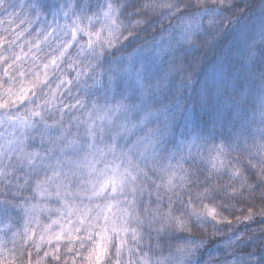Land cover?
I'll return each instance as SVG.
<instances>
[{
	"label": "snow or ice",
	"instance_id": "6c2138e0",
	"mask_svg": "<svg viewBox=\"0 0 264 264\" xmlns=\"http://www.w3.org/2000/svg\"><path fill=\"white\" fill-rule=\"evenodd\" d=\"M222 6L0 0V264H264V87L187 101Z\"/></svg>",
	"mask_w": 264,
	"mask_h": 264
},
{
	"label": "clouds",
	"instance_id": "9594fccd",
	"mask_svg": "<svg viewBox=\"0 0 264 264\" xmlns=\"http://www.w3.org/2000/svg\"><path fill=\"white\" fill-rule=\"evenodd\" d=\"M210 2L223 5L217 25L219 38L210 45L203 46L198 53L202 59L199 70L193 77L192 94L187 97L189 105L193 104L196 92L200 88L209 89L210 101L215 106L225 96L238 98L242 88L255 93L264 87V79H262L264 78V0H210ZM233 41H236L235 46L230 48L229 45ZM253 46L256 49V56L248 65L245 63V57L249 48ZM191 51L196 52L195 49ZM213 57L220 59L221 63L206 72V64L213 60ZM221 66L229 73L231 83L225 93L217 95L212 78ZM195 112L198 118L206 120L209 126L211 125L210 109L197 107ZM200 126L203 128L204 123L202 122ZM198 234L194 233V235Z\"/></svg>",
	"mask_w": 264,
	"mask_h": 264
},
{
	"label": "trees",
	"instance_id": "16d2710c",
	"mask_svg": "<svg viewBox=\"0 0 264 264\" xmlns=\"http://www.w3.org/2000/svg\"><path fill=\"white\" fill-rule=\"evenodd\" d=\"M235 43L236 41H233L231 45H229V47H233L235 46ZM221 48H223V45H221ZM225 55H227V53H225ZM221 63V60L220 59H217L216 57H213V60L209 61L207 64H206V67H205V71L208 72L210 70H212L215 65Z\"/></svg>",
	"mask_w": 264,
	"mask_h": 264
}]
</instances>
